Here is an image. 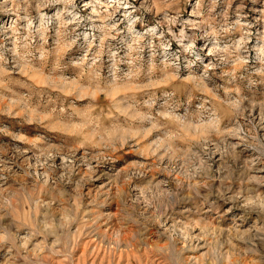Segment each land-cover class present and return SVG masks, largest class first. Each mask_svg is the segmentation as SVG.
I'll return each mask as SVG.
<instances>
[{
	"label": "rangeland",
	"instance_id": "obj_1",
	"mask_svg": "<svg viewBox=\"0 0 264 264\" xmlns=\"http://www.w3.org/2000/svg\"><path fill=\"white\" fill-rule=\"evenodd\" d=\"M0 264H264V0H0Z\"/></svg>",
	"mask_w": 264,
	"mask_h": 264
}]
</instances>
